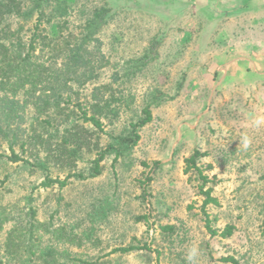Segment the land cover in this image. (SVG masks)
<instances>
[{
    "label": "rangeland",
    "instance_id": "1",
    "mask_svg": "<svg viewBox=\"0 0 264 264\" xmlns=\"http://www.w3.org/2000/svg\"><path fill=\"white\" fill-rule=\"evenodd\" d=\"M72 2L74 31L94 6L114 8L97 34L106 66L72 103L80 113L75 103L86 108L94 83L102 82L111 84L105 95L123 97L117 118H101L106 132L101 133L102 145L107 133L125 130L156 89L167 96L153 106L130 154L113 165L112 157H106L96 177L71 176L62 189L54 183L34 190L39 219L72 227L82 236L90 230L81 246L56 245V258L62 261L67 254L69 264H232L219 260L232 256L239 264H264V95L222 81V71L241 53L237 49L242 43L264 39V0ZM153 38L160 40L156 56L128 72L125 61L138 59ZM112 73L121 81H111ZM195 150L201 153L204 173L216 181L211 189L216 202L206 205L207 214L194 174L184 173V158ZM87 157H95V151ZM87 163L77 161L74 170L85 169ZM48 166L52 178L69 173L52 160ZM45 172L20 162H0V203L21 199ZM167 224L175 226L173 232L162 230ZM226 225L233 226L229 236L221 234ZM124 246L136 248L117 250Z\"/></svg>",
    "mask_w": 264,
    "mask_h": 264
},
{
    "label": "trees",
    "instance_id": "2",
    "mask_svg": "<svg viewBox=\"0 0 264 264\" xmlns=\"http://www.w3.org/2000/svg\"><path fill=\"white\" fill-rule=\"evenodd\" d=\"M72 1L0 0V162H20L30 169L46 171L44 178L21 199L0 203V232L6 228L0 243V264L9 260L15 264H69L67 254L62 261L56 258L55 246L66 243L81 246L82 237L89 238L90 230L82 236L72 227L67 229L39 219L33 204L34 190L54 183L62 189L71 176L96 177L101 174V161L106 157H112L113 165L130 154L140 137V129L152 118L153 106L167 96L156 89L151 100L128 120L125 130L107 133V142L102 145L101 118H117L123 97H114L113 93L105 95L111 84L102 82L94 83L86 108L75 103L82 110L80 113L74 111L72 103L80 98L85 85L99 79L100 70L106 66L97 34L113 15L114 8L105 3L94 6L83 16L78 31H74L70 27L75 10ZM29 22L31 26L24 28ZM159 43V39L153 38L138 59L125 61L127 71L140 69L156 56ZM121 78L117 73L111 75L113 82ZM78 120L89 125H80ZM92 151L95 157L85 158ZM200 158L197 150L186 156L184 173L194 174L199 193L204 196L201 209L207 214L206 205L216 202L211 195L216 181L204 173ZM51 160L69 170L63 179L49 176ZM77 161L88 162L86 168L74 170ZM100 211L99 218H103L106 212L103 208ZM161 228L173 232L175 226L167 224ZM232 229V225H226L221 234L229 236ZM134 248L124 246L117 250L129 252ZM219 260L239 264L232 256H222Z\"/></svg>",
    "mask_w": 264,
    "mask_h": 264
},
{
    "label": "crops",
    "instance_id": "3",
    "mask_svg": "<svg viewBox=\"0 0 264 264\" xmlns=\"http://www.w3.org/2000/svg\"><path fill=\"white\" fill-rule=\"evenodd\" d=\"M262 12L263 18L260 24L264 25V10ZM241 47L237 49V52L241 53L229 59L227 71H222L224 72L222 81L228 80L231 84H244L253 89L256 95L260 93L264 95V39L254 38L242 43Z\"/></svg>",
    "mask_w": 264,
    "mask_h": 264
}]
</instances>
